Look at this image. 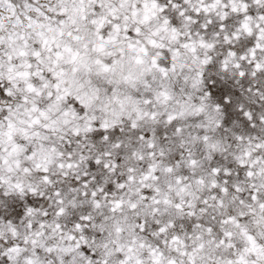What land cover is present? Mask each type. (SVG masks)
<instances>
[{"label":"snow or ice","instance_id":"6c2138e0","mask_svg":"<svg viewBox=\"0 0 264 264\" xmlns=\"http://www.w3.org/2000/svg\"><path fill=\"white\" fill-rule=\"evenodd\" d=\"M0 264H264V0H0Z\"/></svg>","mask_w":264,"mask_h":264}]
</instances>
